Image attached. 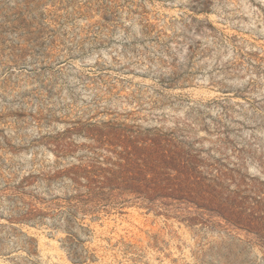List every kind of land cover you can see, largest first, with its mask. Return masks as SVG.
Listing matches in <instances>:
<instances>
[{"label": "rangeland", "instance_id": "rangeland-1", "mask_svg": "<svg viewBox=\"0 0 264 264\" xmlns=\"http://www.w3.org/2000/svg\"><path fill=\"white\" fill-rule=\"evenodd\" d=\"M105 123L264 183V0H0V264H264L221 219L75 212Z\"/></svg>", "mask_w": 264, "mask_h": 264}, {"label": "trees", "instance_id": "trees-1", "mask_svg": "<svg viewBox=\"0 0 264 264\" xmlns=\"http://www.w3.org/2000/svg\"><path fill=\"white\" fill-rule=\"evenodd\" d=\"M89 136L88 155L70 170L75 212L132 204L190 226L217 218L264 254V183L206 162L173 132L105 123Z\"/></svg>", "mask_w": 264, "mask_h": 264}]
</instances>
